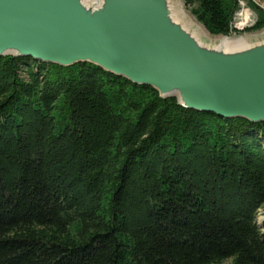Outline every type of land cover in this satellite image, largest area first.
Wrapping results in <instances>:
<instances>
[{"label":"trees","instance_id":"trees-1","mask_svg":"<svg viewBox=\"0 0 264 264\" xmlns=\"http://www.w3.org/2000/svg\"><path fill=\"white\" fill-rule=\"evenodd\" d=\"M183 2L230 35L238 0ZM263 205L264 122L0 57V264H264Z\"/></svg>","mask_w":264,"mask_h":264},{"label":"water","instance_id":"water-1","mask_svg":"<svg viewBox=\"0 0 264 264\" xmlns=\"http://www.w3.org/2000/svg\"><path fill=\"white\" fill-rule=\"evenodd\" d=\"M92 64L186 109L264 122V37L223 49L174 0H0V57Z\"/></svg>","mask_w":264,"mask_h":264},{"label":"rangeland","instance_id":"rangeland-1","mask_svg":"<svg viewBox=\"0 0 264 264\" xmlns=\"http://www.w3.org/2000/svg\"><path fill=\"white\" fill-rule=\"evenodd\" d=\"M238 9L233 16L231 23V33L226 38L233 40L243 38L246 41L257 40L264 37V27L258 31H247L252 27L257 18L258 10L264 12V0H238ZM177 16L185 24L197 31L199 37L206 42L214 43L224 38L222 36H212L208 34L205 28L197 22L191 14L193 6H186L183 0H174ZM242 14V15H241ZM256 225L260 232L264 234V205L259 209L256 215ZM221 264H233L231 260H226Z\"/></svg>","mask_w":264,"mask_h":264},{"label":"bare ground","instance_id":"bare-ground-1","mask_svg":"<svg viewBox=\"0 0 264 264\" xmlns=\"http://www.w3.org/2000/svg\"><path fill=\"white\" fill-rule=\"evenodd\" d=\"M85 1H87L88 3H94V2H98L99 0H85ZM215 43L219 44L220 47H222L223 49H233L244 46L246 40L240 38L232 41L231 39L224 37L220 39V41H217Z\"/></svg>","mask_w":264,"mask_h":264}]
</instances>
